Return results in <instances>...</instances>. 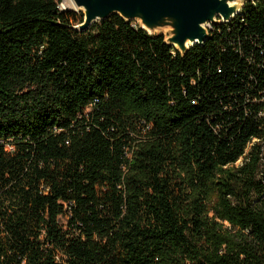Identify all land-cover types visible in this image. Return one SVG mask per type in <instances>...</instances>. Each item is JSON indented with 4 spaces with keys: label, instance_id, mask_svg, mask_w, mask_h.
I'll return each mask as SVG.
<instances>
[{
    "label": "trees",
    "instance_id": "trees-1",
    "mask_svg": "<svg viewBox=\"0 0 264 264\" xmlns=\"http://www.w3.org/2000/svg\"><path fill=\"white\" fill-rule=\"evenodd\" d=\"M63 1L0 0V264H264V0L184 55Z\"/></svg>",
    "mask_w": 264,
    "mask_h": 264
},
{
    "label": "water",
    "instance_id": "water-1",
    "mask_svg": "<svg viewBox=\"0 0 264 264\" xmlns=\"http://www.w3.org/2000/svg\"><path fill=\"white\" fill-rule=\"evenodd\" d=\"M84 20L80 31L118 15L136 21L150 35H164L165 42L182 55L209 37L211 25L232 20L242 9V0H71Z\"/></svg>",
    "mask_w": 264,
    "mask_h": 264
},
{
    "label": "bare ground",
    "instance_id": "bare-ground-1",
    "mask_svg": "<svg viewBox=\"0 0 264 264\" xmlns=\"http://www.w3.org/2000/svg\"><path fill=\"white\" fill-rule=\"evenodd\" d=\"M63 8H68L72 6L71 0H64L63 3L61 4Z\"/></svg>",
    "mask_w": 264,
    "mask_h": 264
},
{
    "label": "rangeland",
    "instance_id": "rangeland-1",
    "mask_svg": "<svg viewBox=\"0 0 264 264\" xmlns=\"http://www.w3.org/2000/svg\"><path fill=\"white\" fill-rule=\"evenodd\" d=\"M60 6H61V5H60ZM61 8H62V6H61ZM70 8H73V6H71ZM241 161H242V159H240V160L237 162V164H240Z\"/></svg>",
    "mask_w": 264,
    "mask_h": 264
}]
</instances>
